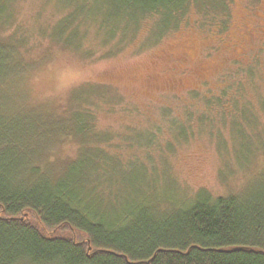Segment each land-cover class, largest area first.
Wrapping results in <instances>:
<instances>
[{"label": "rangeland", "instance_id": "rangeland-1", "mask_svg": "<svg viewBox=\"0 0 264 264\" xmlns=\"http://www.w3.org/2000/svg\"><path fill=\"white\" fill-rule=\"evenodd\" d=\"M125 1L0 0V39L21 65L0 82V109L70 128L72 108L88 109L104 172H75L108 181L92 201L104 215L240 193L264 173V0ZM73 135L47 155L67 180Z\"/></svg>", "mask_w": 264, "mask_h": 264}, {"label": "trees", "instance_id": "trees-1", "mask_svg": "<svg viewBox=\"0 0 264 264\" xmlns=\"http://www.w3.org/2000/svg\"><path fill=\"white\" fill-rule=\"evenodd\" d=\"M134 3L126 0L124 6ZM11 40L0 39V82L21 67ZM27 113L0 109V264H264V173L238 194L198 191L182 206L142 202L123 215H104L92 201L104 196L108 181L75 172L93 161L104 172L105 163L97 164L86 148L91 139H101L88 135V109L72 108L73 128L69 120L43 116L45 128L41 118ZM73 134L80 156L71 159L67 180L53 174L47 155L55 140Z\"/></svg>", "mask_w": 264, "mask_h": 264}]
</instances>
